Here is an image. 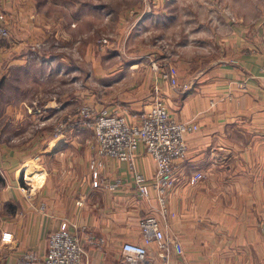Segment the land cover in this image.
<instances>
[{"label":"crops","instance_id":"0c3cea01","mask_svg":"<svg viewBox=\"0 0 264 264\" xmlns=\"http://www.w3.org/2000/svg\"><path fill=\"white\" fill-rule=\"evenodd\" d=\"M46 1H1L10 31L9 39H0L1 81L13 69L29 74V42L43 34ZM150 2L152 9L143 5L147 10L138 22L148 30L171 28L178 62L174 74L167 73L176 84L154 74L143 92L133 96L132 90L121 104L105 106L135 122L153 100V86L174 120L199 126L186 136L187 157L166 198L169 222L162 226L179 237L184 252L173 255L172 263L264 264V0ZM55 107V100L47 104L49 115L68 112L66 103ZM85 132L15 148L0 145V264H19L30 250L40 257L33 264H42L47 238L57 229L85 228L103 240L87 244V264H120V245L141 242L139 219L159 209L151 187L153 158L138 149L135 168L149 188L148 198L140 199L123 162L106 159L93 177L94 142ZM196 171L204 178L193 183ZM115 178L123 183L115 190L101 185Z\"/></svg>","mask_w":264,"mask_h":264},{"label":"rangeland","instance_id":"374dc122","mask_svg":"<svg viewBox=\"0 0 264 264\" xmlns=\"http://www.w3.org/2000/svg\"><path fill=\"white\" fill-rule=\"evenodd\" d=\"M150 1H46L43 34L29 42L28 56L34 63L28 65L29 74L13 69L0 80V145L15 148L68 133L81 136L84 130L92 136V129L81 123V108L92 110L94 116L103 110L114 112L105 104H121L132 90L133 96L143 92L160 71L174 74L178 56L174 59L171 28L148 30L138 22L147 10L142 6L151 7ZM150 89L155 95L153 86ZM54 100L55 108L68 104V112L49 115L47 104ZM97 102L103 105L97 108ZM34 145L38 143L26 149L35 150Z\"/></svg>","mask_w":264,"mask_h":264},{"label":"built area","instance_id":"2783aa9c","mask_svg":"<svg viewBox=\"0 0 264 264\" xmlns=\"http://www.w3.org/2000/svg\"><path fill=\"white\" fill-rule=\"evenodd\" d=\"M1 1L0 39L6 40L10 37V31L6 13L1 9ZM160 72L163 79L172 85L176 84L175 79L169 77L167 72ZM154 89L155 95L149 107L135 115V122H128L126 115L116 111L103 110L94 116L93 111L88 108L80 110V115L84 117L81 123L92 129L94 143L90 164L94 178L98 177V170L106 159L123 162L133 173L137 196L147 199L149 188L146 179L135 168L138 149L142 147L144 154L150 155L156 165L151 187L154 188L159 204L158 215L148 214L139 219L141 242L125 241L120 245V264H173L172 256H180L183 253L180 240L166 236L162 222L167 216L166 198L177 181L180 161L187 157L186 136L194 133L199 126L191 120H174L169 114L168 105L158 96V89ZM75 126H72L74 130H78ZM203 178L204 175L196 171L190 180L196 183ZM122 184L120 178L111 182L101 181L104 189L109 191ZM39 208L41 211L45 210L43 205ZM47 240L42 264H87V244L100 246L103 242L85 228L80 233L57 229L50 232ZM151 247L155 248L153 253L150 252ZM39 258L35 251H26L20 256L19 264H33Z\"/></svg>","mask_w":264,"mask_h":264}]
</instances>
